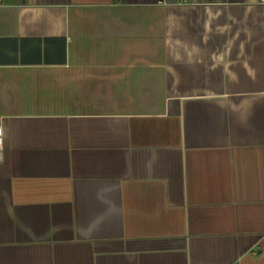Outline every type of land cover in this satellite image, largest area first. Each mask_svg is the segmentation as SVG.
<instances>
[{"label":"crops","instance_id":"obj_1","mask_svg":"<svg viewBox=\"0 0 264 264\" xmlns=\"http://www.w3.org/2000/svg\"><path fill=\"white\" fill-rule=\"evenodd\" d=\"M0 264H264V0H0Z\"/></svg>","mask_w":264,"mask_h":264},{"label":"built area","instance_id":"obj_2","mask_svg":"<svg viewBox=\"0 0 264 264\" xmlns=\"http://www.w3.org/2000/svg\"><path fill=\"white\" fill-rule=\"evenodd\" d=\"M4 145H5L4 133L1 130V126H0V156L2 155V152H3V149H4Z\"/></svg>","mask_w":264,"mask_h":264}]
</instances>
